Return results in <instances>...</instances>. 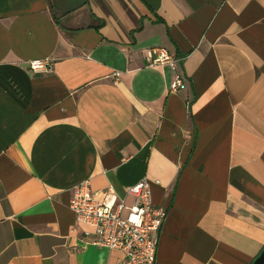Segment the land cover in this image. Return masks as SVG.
I'll return each instance as SVG.
<instances>
[{
  "label": "crops",
  "instance_id": "crops-1",
  "mask_svg": "<svg viewBox=\"0 0 264 264\" xmlns=\"http://www.w3.org/2000/svg\"><path fill=\"white\" fill-rule=\"evenodd\" d=\"M143 177L166 210L155 264L264 249V0H0V264H115L72 187L131 206Z\"/></svg>",
  "mask_w": 264,
  "mask_h": 264
},
{
  "label": "built area",
  "instance_id": "built-area-1",
  "mask_svg": "<svg viewBox=\"0 0 264 264\" xmlns=\"http://www.w3.org/2000/svg\"><path fill=\"white\" fill-rule=\"evenodd\" d=\"M145 57L148 65L167 64L171 68V91L185 87L178 61L167 49L151 47L145 50ZM29 68L34 72L49 70L50 62L32 60ZM113 75L119 76L117 72ZM154 182L159 184V180ZM127 193L134 198L131 206L109 193L100 200L87 179L72 187L69 208L76 222L90 227L83 230L84 238L121 253L115 264H155L159 232L166 218V210L154 205L151 183L145 177L131 185ZM123 210L126 212L122 213Z\"/></svg>",
  "mask_w": 264,
  "mask_h": 264
},
{
  "label": "water",
  "instance_id": "water-1",
  "mask_svg": "<svg viewBox=\"0 0 264 264\" xmlns=\"http://www.w3.org/2000/svg\"><path fill=\"white\" fill-rule=\"evenodd\" d=\"M251 264H264V249H262L260 254L253 260Z\"/></svg>",
  "mask_w": 264,
  "mask_h": 264
}]
</instances>
